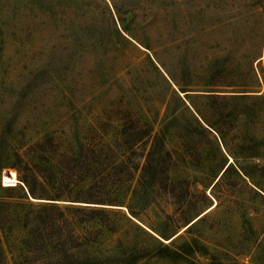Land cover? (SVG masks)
I'll return each instance as SVG.
<instances>
[{
  "label": "rangeland",
  "instance_id": "374dc122",
  "mask_svg": "<svg viewBox=\"0 0 264 264\" xmlns=\"http://www.w3.org/2000/svg\"><path fill=\"white\" fill-rule=\"evenodd\" d=\"M151 126L168 147L167 189L160 174L145 196L103 204L105 220L71 217L92 238L81 248L96 264H264V0H0L9 264L38 204L86 203L93 175L102 183L120 160L139 170L117 183L138 184L141 149L121 140Z\"/></svg>",
  "mask_w": 264,
  "mask_h": 264
},
{
  "label": "trees",
  "instance_id": "16d2710c",
  "mask_svg": "<svg viewBox=\"0 0 264 264\" xmlns=\"http://www.w3.org/2000/svg\"><path fill=\"white\" fill-rule=\"evenodd\" d=\"M207 84L219 85L217 81L212 80ZM214 91L213 94H221L216 93L220 92V90ZM139 129L146 133H141L138 137L130 140L124 135L121 142L125 143L132 152L141 149L139 154L144 158V161L140 169V182L133 187L131 183L127 185L117 183V181L124 178L120 172H125V177L130 180L135 178L136 172L139 170L138 165L129 167L128 164L125 165V171L118 170L122 164H126L125 160H120L118 164L112 165L106 172L102 173V183H99L98 176L93 175L94 181L85 193V199L80 200L86 203H63L57 201L61 198H54L55 200L53 202L38 204L36 208L39 215L36 217V221L31 226V229L25 235L27 236V239L24 240L26 246L25 251L22 252L21 258H14L15 264H28L27 262H23L27 259H29V264H96L102 255H91L86 249L81 248L82 246L87 247L91 243L92 238L85 231L77 232L70 224L71 217L74 219H91L97 216L99 217L100 215L105 220L109 214V210L103 204L123 205L127 199H131L137 194L139 195L141 193L145 196L148 194L145 191L149 189L147 185L148 179L158 178L160 174L162 176L156 179V183L159 185L158 188L161 190L167 189L169 173L166 167L168 147L164 140L165 136L161 130L154 131V127L152 126L150 129H145L144 127H140ZM45 143L47 142H37L32 145V149L36 150L38 147L44 148ZM147 143H150V146L146 151V146L144 148V145ZM64 160L66 163L62 166L59 173H63L66 165L70 164L71 161H75V155H65L62 162ZM18 170L20 172L19 168ZM85 172L86 169H80L79 173L77 171L78 174ZM23 180L27 185V179L24 178ZM107 180L110 183H107ZM16 187L17 184L6 185L5 189H16ZM141 187L144 188L141 189ZM1 188L2 185L0 184ZM29 192L32 195L35 194L32 187H30ZM59 194L60 191L56 193V196ZM124 197L126 198L124 199ZM11 204H13L12 201L0 199V264H9L3 236L7 238L6 230L11 228V225H9V222L13 219L9 210V205ZM128 208L131 213L136 214V209L133 206L128 204ZM104 220L101 219V224H105ZM115 229V225L110 227V230ZM161 250H171L177 254L179 253L177 250L171 249L168 245H163Z\"/></svg>",
  "mask_w": 264,
  "mask_h": 264
}]
</instances>
